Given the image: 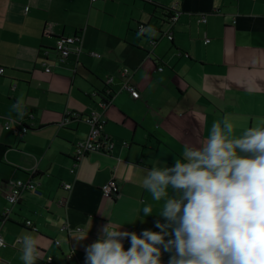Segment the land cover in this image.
Segmentation results:
<instances>
[{"label":"crops","instance_id":"0c3cea01","mask_svg":"<svg viewBox=\"0 0 264 264\" xmlns=\"http://www.w3.org/2000/svg\"><path fill=\"white\" fill-rule=\"evenodd\" d=\"M174 6L179 16L169 41L158 8ZM56 11L66 13L56 19ZM17 17L26 24L13 45ZM47 26L52 36L80 35L77 62L44 56L41 47H54L43 34ZM0 68V264H23L17 241L25 232L40 237L38 264H48L47 257L50 264H79L109 221L138 235L160 231V204L143 187L144 169L158 161L171 167L185 145L199 146L225 116L237 134L264 118V0H0ZM122 69L133 95L122 86ZM104 91L109 97L102 105ZM67 112L75 116L62 124ZM89 115L104 117L103 132L114 146L107 155L87 153L75 161V147L89 130L80 118ZM21 124L34 127L22 132ZM16 180L34 190L10 205ZM110 180L119 191L104 196L101 187ZM146 203L153 216L140 211ZM27 220L36 231L24 226ZM123 244L130 247L128 238ZM70 251L74 256L66 260ZM172 254L162 250V264Z\"/></svg>","mask_w":264,"mask_h":264},{"label":"clouds","instance_id":"9594fccd","mask_svg":"<svg viewBox=\"0 0 264 264\" xmlns=\"http://www.w3.org/2000/svg\"><path fill=\"white\" fill-rule=\"evenodd\" d=\"M144 172L143 187L160 204V231L138 235L109 221L86 247V264H162V250L173 253L168 264H264V118L237 134L225 116L171 167L158 161ZM140 211L153 216V205ZM17 242L23 264H38L39 235L25 232Z\"/></svg>","mask_w":264,"mask_h":264},{"label":"built area","instance_id":"2783aa9c","mask_svg":"<svg viewBox=\"0 0 264 264\" xmlns=\"http://www.w3.org/2000/svg\"><path fill=\"white\" fill-rule=\"evenodd\" d=\"M90 3H94L96 1H102V0H87ZM171 14L169 16H164L163 21L167 23L166 25V30L163 32V35L166 39L169 41L172 40V27L177 21V18L179 16V12L176 10L175 6L170 8ZM166 17V18H165ZM197 21L201 23L206 22V15L205 14H199L197 17ZM139 32H142L143 27L139 26L138 28ZM43 34L44 35H50L49 27H44L43 29ZM60 37L58 40L55 41L54 44V50L57 52V57L53 62H56L58 64H65L69 60H74V62L78 61V57L80 56L81 48H80V43H81V38L80 35L76 32L74 35L66 36V37ZM205 42H207V39H205ZM89 55L95 58H99L100 55L95 53V52H89ZM48 59H43L42 60V65L44 66V71L46 73H49V64H48ZM158 70H162L161 67L158 68ZM3 69L0 68V75L2 74ZM118 76L120 79L123 80V88L126 89L130 94H135V88L133 86H130L127 84L126 80L129 76V72L127 69H122L118 72ZM113 77H110L109 82H111ZM106 96L109 97V93L105 91V96H102L103 99L106 98ZM107 101V99H105ZM102 105L103 103L101 101ZM75 115H73L70 112L65 113L63 116V121L61 122L62 124L67 123L71 118H73ZM30 119H33V115L29 114L28 116ZM83 122H85L89 130L87 132V135L85 139L81 142H79L76 147H75V152H74V160L77 161L81 157H83L87 153H100V154H109L110 151L112 150L114 143L113 140L106 135L103 132V126L105 124V119L102 115H89L80 118ZM31 127H34L33 125H20L19 131L25 132L27 129H30ZM5 130H9L10 127L8 123L5 124L4 126ZM72 172V170H71ZM62 187L65 190H69L71 188L70 184H63ZM34 190V185L29 183V182H23L21 180H16L10 183L8 194H7V202L10 205L15 204L19 197L21 196L23 191H33ZM101 193L104 196H113L117 194L119 191V186L114 180H110L107 183H105L101 187ZM8 210H5L3 212V217L7 215ZM24 226L28 229L36 231V228L32 225V223L27 220L24 222ZM76 231L80 232L81 229L77 228ZM55 245H58L59 242L55 241ZM5 246L4 241L2 237L0 236V248ZM74 256V252L70 251L65 255L66 260H69ZM164 257V256H162ZM52 262V257H47L46 258V263L50 264ZM79 264H86V254H83L80 256V260L78 261Z\"/></svg>","mask_w":264,"mask_h":264},{"label":"rangeland","instance_id":"374dc122","mask_svg":"<svg viewBox=\"0 0 264 264\" xmlns=\"http://www.w3.org/2000/svg\"><path fill=\"white\" fill-rule=\"evenodd\" d=\"M117 3H119V2H117ZM75 5H77V4H75ZM111 7H113L112 9H121V10L127 9L123 5L119 6L118 4H113ZM64 11H56L54 14V18H56V19L61 18L66 13ZM70 21H71L70 19L66 20L67 23H69ZM25 24H26V21L24 19H22L21 17H17L14 19L13 24H12V33H11V37H10L11 40L13 41L12 42L13 45L14 44H20V36H19L20 33H19V31H20V28L25 26Z\"/></svg>","mask_w":264,"mask_h":264},{"label":"trees","instance_id":"16d2710c","mask_svg":"<svg viewBox=\"0 0 264 264\" xmlns=\"http://www.w3.org/2000/svg\"><path fill=\"white\" fill-rule=\"evenodd\" d=\"M152 5V7L154 8V4H151ZM159 10V12L163 15V17L164 16H169L170 14H171V10H170V8H163V7H159L158 8ZM166 18V17H165ZM162 22L165 24V25H167V23L166 22H164L163 21V19H162ZM47 36H50V37H52V39H53V44H55V41L56 40H58L60 37H58V36H52V35H47ZM41 51L42 50H46V51H43V54H44V56L46 57V54H47V52H51L52 54H54V57L56 58L58 55H57V52L54 50V47L53 48H49V49H47V48H42L41 47V49H40ZM44 57V58H45ZM102 96H105V91L103 92V94H102ZM105 99H107L108 100V96H106V98ZM105 99H103V98H101V101L103 102V103H105L106 102V100Z\"/></svg>","mask_w":264,"mask_h":264}]
</instances>
